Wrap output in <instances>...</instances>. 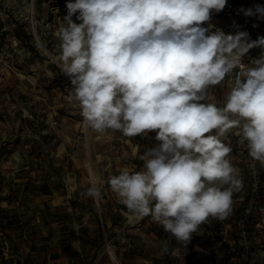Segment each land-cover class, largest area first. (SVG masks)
Returning <instances> with one entry per match:
<instances>
[{"label":"rangeland","instance_id":"rangeland-1","mask_svg":"<svg viewBox=\"0 0 264 264\" xmlns=\"http://www.w3.org/2000/svg\"><path fill=\"white\" fill-rule=\"evenodd\" d=\"M67 2L0 0V48L10 65L0 78V264H264V202H257L264 201V165L249 155L237 129L225 142L243 187L234 193L232 213L216 219L220 227L210 218L185 246L151 216L141 218L120 202L109 177L143 169L140 156L160 142L155 131L131 138L111 129L98 133L69 101L72 85L59 66L58 38ZM237 5L254 40L264 36V19L241 11L264 0ZM210 19L223 21V10ZM73 20L80 23L76 15ZM17 24L31 39L16 36ZM253 49L257 58L264 53ZM233 75L210 86L207 102L223 106ZM246 168L253 172L254 194L240 214ZM92 186L99 187L98 198L86 194ZM231 235L249 254L239 255Z\"/></svg>","mask_w":264,"mask_h":264},{"label":"clouds","instance_id":"clouds-1","mask_svg":"<svg viewBox=\"0 0 264 264\" xmlns=\"http://www.w3.org/2000/svg\"><path fill=\"white\" fill-rule=\"evenodd\" d=\"M226 3L69 0L58 32L59 66L72 85L68 99L87 126L130 138L155 131L160 142L140 156L143 169L110 176L111 190L185 246L210 218L232 213L243 187L228 133L237 129L249 155L264 165V53L243 67L252 48H264V36L250 40L245 31L203 27ZM241 11L264 19V6ZM235 69L243 70L223 106L207 102L210 86ZM86 194L101 193L92 186Z\"/></svg>","mask_w":264,"mask_h":264},{"label":"built area","instance_id":"built-area-1","mask_svg":"<svg viewBox=\"0 0 264 264\" xmlns=\"http://www.w3.org/2000/svg\"><path fill=\"white\" fill-rule=\"evenodd\" d=\"M237 0H227L226 6L223 9L224 20L220 23H216L214 20H211L203 24V27H208L212 25L211 31H215L217 29L222 30L225 34H235L238 31H245L249 34V39L254 40V30L250 24L241 20L237 16ZM257 58V54L255 50L252 48L249 53H247L244 58V68L250 67L249 63L252 59ZM10 69V65L8 64V60L4 55L3 50L0 48V78L3 77L7 70ZM243 69H235L233 78L239 74Z\"/></svg>","mask_w":264,"mask_h":264},{"label":"trees","instance_id":"trees-1","mask_svg":"<svg viewBox=\"0 0 264 264\" xmlns=\"http://www.w3.org/2000/svg\"><path fill=\"white\" fill-rule=\"evenodd\" d=\"M1 34V33H0ZM15 34L17 37H20L22 34L27 37L28 39H31V36L29 35V33L25 30V27L24 25L22 24H17L16 25V31H15ZM247 170V174H248V180L245 181V188H246V192H245V196H244V200L240 203V206L238 208L237 211H239L240 214H242L243 212H245V210L247 209L249 203H250V199L252 198L254 192H253V185H254V180H252V174L253 172L251 171V169L249 168H246ZM257 202H259L260 204L262 202H264L260 197H258L257 199ZM219 220V219H218ZM252 223H251V227H254L255 225L253 224V219H251ZM113 223L116 224L117 223V219H113ZM215 224H218L219 227L221 226V222L220 221H217L215 219L214 221ZM100 224V223H99ZM236 224L239 225V218H237V221H236ZM249 224V223H248ZM236 225V226H237ZM106 232H108V230H106ZM231 237L235 240V243H236V247H237V250L238 252L240 253L239 255L240 256H243L244 255V252H246L247 254H249V251L246 250L245 247H247V245H244L243 247L240 246V243H241V239L238 238V237H233V235H231ZM101 240L104 241V237L103 235H101ZM253 246V245H252ZM244 250V252L242 251ZM242 251V252H241Z\"/></svg>","mask_w":264,"mask_h":264},{"label":"crops","instance_id":"crops-1","mask_svg":"<svg viewBox=\"0 0 264 264\" xmlns=\"http://www.w3.org/2000/svg\"><path fill=\"white\" fill-rule=\"evenodd\" d=\"M6 72H9V70H7Z\"/></svg>","mask_w":264,"mask_h":264}]
</instances>
